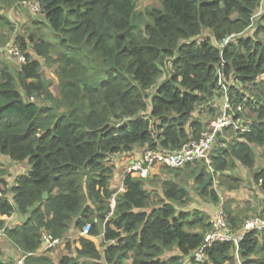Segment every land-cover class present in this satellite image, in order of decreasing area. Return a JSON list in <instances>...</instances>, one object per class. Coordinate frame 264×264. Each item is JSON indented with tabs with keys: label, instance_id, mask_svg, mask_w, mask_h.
Wrapping results in <instances>:
<instances>
[{
	"label": "trees",
	"instance_id": "16d2710c",
	"mask_svg": "<svg viewBox=\"0 0 264 264\" xmlns=\"http://www.w3.org/2000/svg\"><path fill=\"white\" fill-rule=\"evenodd\" d=\"M1 1L33 14L21 4L26 0ZM34 1L59 35L62 53L54 57L57 46L31 34L34 50L28 52V39L19 35L26 62L18 70L0 67V154L30 166L13 181L0 180V213L23 219L6 235L19 257L18 251L27 255L24 264H186L208 242L222 205L235 235L244 233L253 216L264 218L261 206L245 221L233 216L207 187L201 193L215 209L203 210L174 178L181 168L167 166L160 173L173 177L158 184L163 196L149 191L153 172L148 178L128 176L113 207L116 165L110 164L123 153L134 157L137 149L170 153L200 139L215 122L203 117L205 106L222 95L224 83L238 128L225 139L229 146L209 152L213 172L205 164L190 175L204 182L239 162L264 193V152L255 148L264 151V98L240 92L264 75V14L251 29L263 0H161L144 11L136 0ZM33 20L35 25L40 19ZM36 55L59 63L58 95ZM95 57L98 67L87 63ZM103 71L109 76L94 80ZM86 226L89 237L71 239ZM46 232L66 240L67 252L58 259L41 252ZM91 236H102L103 251ZM237 246L243 264H264V232L258 231L245 232L237 244L212 242L205 260L193 264H238ZM0 264L19 263L16 258Z\"/></svg>",
	"mask_w": 264,
	"mask_h": 264
},
{
	"label": "rangeland",
	"instance_id": "374dc122",
	"mask_svg": "<svg viewBox=\"0 0 264 264\" xmlns=\"http://www.w3.org/2000/svg\"><path fill=\"white\" fill-rule=\"evenodd\" d=\"M19 1H22V0H19ZM136 3H137L138 10L144 11L148 7H156V6L160 5L161 0H136ZM1 4L3 6H2V9L0 11V20H7L11 23L15 22L16 27L13 29V31H10V27H9V29L8 28L7 29L1 28L2 34L4 36L7 33L11 34L12 36L9 38V40H7L8 42L6 41L5 44L0 46V52L3 53V55H0V67L4 66L5 64H8L9 67L18 70L19 67L26 62L25 52L22 49L21 44L16 41L17 38L14 36L19 31L21 32L22 29L24 30V33H22V34H26V38L28 39V45H29L28 52L32 53L34 50V43L29 38L30 32H32L35 36V40H40L39 38H41V39L43 38L44 40L50 41L57 46V48L54 52V55H55L54 57L57 58L62 53L63 48H62L61 39H60L58 34L54 33L50 29V26L48 25L44 14H42V11H41V8H40L38 1L26 0V1L21 2L22 5L27 6L30 9H32L33 13L36 14L38 16V18L40 19L37 24L34 25V23L31 21V23H28V25H26L24 28L22 25L18 26L16 24V21H15L16 13L22 15L25 12V10H22L23 7L22 6L12 7L10 4H6L5 1L0 0V5ZM37 4H38V7L36 8L35 5H37ZM14 12H16V13H14ZM263 14H264V0L261 2V7L259 8V10L255 13V15L253 17V24H252L251 29L256 28L257 24H259V20H261L260 17ZM16 20H18V19H16ZM263 23H264V21H263ZM17 28H19V29L17 30ZM36 33L39 34L38 37H37ZM260 37L262 39H264L263 34H260ZM9 43H16V44H19L21 46L23 56H24V60H17V59L10 57L9 55H6V53L4 52V47L7 46ZM225 45H227V44H225ZM35 59H39L42 61V65H43L42 68H43L44 74H46V77L52 78L55 80L54 81L55 83L51 86V90L54 92L55 95H58V92H59V83L58 82H60V81H59L57 74H56V68L58 67L59 63L54 61V60L46 61L45 58H39L37 55L35 56ZM83 59L85 60L84 56H83ZM87 63L93 64L94 66L97 65V67L100 64L98 58H96V57L93 59L92 62L88 61ZM51 64H52V67H51ZM108 76H109V74L105 71L99 72V73H96V75L94 76V80H96V79L97 80H103L104 78H106ZM242 91L247 95H259L260 97L264 98V75L261 76L260 80H258L256 82H251L247 85L245 84V86L242 88ZM219 93H221L222 95L217 97L216 99H214L213 102H209L205 106V107H207V109L204 111L203 117L208 119V121L212 120V121H209L210 123L213 121L216 122L223 115L224 103L222 104V102H223V100L225 101V97L227 95H229L228 89L224 83H222L221 90ZM208 107H210V108H208ZM201 110H203V109H201ZM229 113H230V111H229ZM198 114H199V112L196 113V116H198ZM233 127L235 129L231 130V129L227 128L223 132V135L219 138V142L213 147L214 149L224 148V147H220L222 145L221 143L225 139H228L227 137H229V139L231 138V136L235 132L234 130H236V126L234 125ZM227 146H229V145H227ZM255 148L257 151L264 152L263 148H261V147H255ZM216 151H218V150H216ZM213 152L215 153L214 150H213ZM210 154L211 153L208 154V157L205 158L204 161L201 159L198 163L193 164V166H192L193 168L190 170H187L186 167L181 168L182 172L180 173L179 177L174 176V178H176V180L179 181L180 183L187 185V187L190 190L192 201L194 198L195 203H201L202 204L201 208L203 210H206L208 212L213 213V210L215 209V208H210L207 205V203L209 201H211V203H213L212 198L209 196H205L201 193V190L204 187H207L208 191L215 190L219 195H221V201H224L225 203L228 204L229 213L231 212V214L233 216H239L241 219H243L245 221L250 216L258 215V212H256V209L260 206H261V208H264V193L259 191L258 189H256V187H254L255 181L253 180V177L251 175L250 170L246 166L241 165L239 162L236 163V166L234 168L230 169L229 171H226L224 173V175H222V176L220 174L217 175L215 173H212V177H211L212 182L210 185L208 183L204 187H201L208 179L204 182H198V183L195 182L194 172H192V175H190V172L192 170H194V169L200 170V169H202V167L205 164L206 165L208 164L207 166L211 169V172L214 171L213 168L211 167V161L212 160L210 158L211 157ZM121 157L123 159V160H121V162L125 160L124 162H122V164L123 163L127 164L128 161H126V160L133 158V157L130 158L127 155L120 156L119 158H121ZM10 160L11 159L7 158V161L10 164V170H5L7 175L9 172L12 174L13 171L15 173H20L19 170L21 167L16 165L18 163H14L13 161H10ZM162 171H168V168H166L165 166H159V167L157 166V168L154 170L153 174L150 176L152 184L149 187V191L151 192L153 197L157 196V192L159 194L161 193L160 195L163 196L160 188H158V184H160L161 180L164 181L166 179L173 177L172 174H169L167 172L160 173ZM158 174H159V177H158ZM236 181H238V182H236ZM112 188L115 190H118V187H115L114 183H112ZM116 194L118 195V193H116ZM184 207H188V206H184ZM262 216H264V212H263ZM73 230H74V228L71 229V233L73 232ZM77 237H80L79 233H76L75 235H71L72 240H76ZM96 237H98V236H96ZM100 238H101V236L98 238H95V239L97 240L98 247L103 251L104 247L102 246V242H101L102 238L101 239ZM64 247H66V245H64ZM49 252H54V254H55L54 257L56 259H58V256L60 254L63 255L64 253L67 252V250H62V248H58L56 250L49 251Z\"/></svg>",
	"mask_w": 264,
	"mask_h": 264
},
{
	"label": "built area",
	"instance_id": "2783aa9c",
	"mask_svg": "<svg viewBox=\"0 0 264 264\" xmlns=\"http://www.w3.org/2000/svg\"><path fill=\"white\" fill-rule=\"evenodd\" d=\"M39 3V2H38ZM40 5V3H39ZM36 8L38 4L35 5ZM41 8V5H40ZM229 38H227L224 44H227ZM4 52L10 57L17 60H24L23 52L21 46L16 43H9L4 47ZM227 100L225 108L223 110V115L212 124L210 129L203 132L200 139H192L187 141L180 149L168 152H161L157 149L147 148L143 152L142 156L138 159L129 160L126 168V178L128 176L148 178L152 171H154L157 166H167L172 169L183 168L187 164L200 161L208 157L209 152L214 146L219 142L218 135L224 132V129L235 125L238 128L239 121H235L231 112V102L229 95H227ZM239 109L242 106H238ZM222 147L228 145V141H223L221 143ZM212 163V161H211ZM3 192L0 191V200L3 198ZM227 211L224 205H222L216 212L213 222L214 230L208 236V242L203 245L201 249L196 251L193 257L186 264H193L194 262H199L205 260L207 253V247L214 241H234V243L240 242L244 238V233L258 231L264 232V218L260 216H253L248 219L244 225V233L236 235L228 227L227 222ZM90 236V226L84 227V230L80 233V236ZM66 240L60 238H54L50 233L43 234V245L41 248L42 252H48L56 250L65 245ZM236 256L238 257V264H243L239 258V248L236 247ZM27 255L22 256L19 260V264H24V259Z\"/></svg>",
	"mask_w": 264,
	"mask_h": 264
},
{
	"label": "crops",
	"instance_id": "0c3cea01",
	"mask_svg": "<svg viewBox=\"0 0 264 264\" xmlns=\"http://www.w3.org/2000/svg\"><path fill=\"white\" fill-rule=\"evenodd\" d=\"M2 4L0 5V11L2 9ZM12 7H14L15 5H11ZM16 13V12H14ZM36 17V14H31L30 11L28 10H25V12L21 15V14H17L16 13V18H15V21H16V24L18 26L22 25L23 28L28 25V23H31V21L35 22L36 20H33L35 19ZM18 19V20H16ZM11 22L7 21V20H0V46H2L3 44L6 43L7 40H9V38L12 36L11 34L7 33L5 36L2 34V30L1 28H5V29H9L10 27V31H13V28L12 26H14V28L16 27L15 26V22L11 23L12 26L10 25ZM19 28H17L18 30ZM9 31V32H10ZM24 33V30L22 29V31L16 33V35H14L15 37L21 35V36H25L26 37V34H22ZM31 35H34L32 32H30ZM37 37L39 36L38 33H36ZM14 37V38H15ZM8 42V41H7ZM0 55H3L2 52H0ZM7 55V54H6ZM243 92V91H242ZM244 93V92H243ZM249 96L246 94V97ZM226 101L227 100V96L225 97V101L223 100L222 104L224 103V108H225V104H226ZM243 130H249L248 128L247 129H243ZM257 151V150H256ZM136 155L132 158V159H138L142 156L143 152L140 150V149H137L136 151ZM123 156L127 155L126 153L122 154ZM121 156V155H120ZM128 156V155H127ZM7 158L10 159L8 156H5V155H1L0 154V180H8V181H13L12 178L16 177L18 174H22V173H25L27 172V169L30 168V166L26 165V164H19V167L20 168V173H15L13 171L12 174L6 173L5 170H10V164L8 163L7 161ZM119 157H113V160H111V165H116L115 166V169H114V177L111 181V187H112V183L115 184V187H118V190H115V194H114V199H113V207H115L116 205V196L117 194L116 193H121L123 191H125V186H124V181H125V178H126V168H127V164H122V162H119L117 161ZM131 158V157H130ZM132 159H129V160H132ZM129 160H126V161H129ZM12 161V160H10ZM159 167V166H158ZM7 168V169H6ZM154 172V171H152ZM151 172V173H152ZM114 181V182H113ZM21 219L18 215H13L11 217H6V216H3L1 213H0V222L1 221H5V226L4 227H1L0 228V259H3V260H13L17 258V261L19 263V260L22 258V255L23 253L21 251H18L20 253V257L17 255V250L15 248V246L11 243V240L7 238V235H6V229L7 228H11L12 226L14 227L15 225L21 223ZM100 237V236H98ZM98 237H91V239L97 244V240L95 238H98ZM102 238V236H101ZM100 238V239H101ZM103 241V238L101 239ZM101 241V242H102ZM64 246L60 247L62 248V250H65V247L63 248ZM42 248V247H41ZM42 252V251H41ZM49 255L53 258H55V254L54 252H49ZM237 257V256H236ZM56 259V258H55ZM25 260V259H24ZM237 261H238V257H237Z\"/></svg>",
	"mask_w": 264,
	"mask_h": 264
},
{
	"label": "water",
	"instance_id": "95a60500",
	"mask_svg": "<svg viewBox=\"0 0 264 264\" xmlns=\"http://www.w3.org/2000/svg\"><path fill=\"white\" fill-rule=\"evenodd\" d=\"M224 42H225V40H224ZM224 42L221 43L222 46L224 45ZM210 180H211V175H210L209 179L201 187H204L205 185H207L210 182Z\"/></svg>",
	"mask_w": 264,
	"mask_h": 264
},
{
	"label": "clouds",
	"instance_id": "9594fccd",
	"mask_svg": "<svg viewBox=\"0 0 264 264\" xmlns=\"http://www.w3.org/2000/svg\"><path fill=\"white\" fill-rule=\"evenodd\" d=\"M41 11H42V7H41ZM223 43V42H222ZM220 46L222 47V45L220 44ZM223 46H225V44L223 45ZM240 92H242V88H240ZM226 141V140H225ZM222 147V146H221ZM215 150V149H214ZM204 160V159H203ZM177 169H179V168H177ZM139 178H141V177H139ZM126 179V178H125ZM125 186V185H124Z\"/></svg>",
	"mask_w": 264,
	"mask_h": 264
}]
</instances>
